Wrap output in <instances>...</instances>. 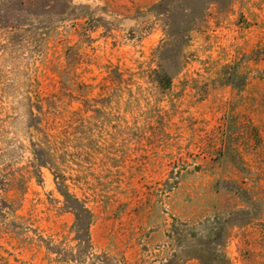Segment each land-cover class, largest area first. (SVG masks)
I'll use <instances>...</instances> for the list:
<instances>
[{
	"label": "rangeland",
	"instance_id": "374dc122",
	"mask_svg": "<svg viewBox=\"0 0 264 264\" xmlns=\"http://www.w3.org/2000/svg\"><path fill=\"white\" fill-rule=\"evenodd\" d=\"M9 7L0 264H264V0Z\"/></svg>",
	"mask_w": 264,
	"mask_h": 264
},
{
	"label": "trees",
	"instance_id": "16d2710c",
	"mask_svg": "<svg viewBox=\"0 0 264 264\" xmlns=\"http://www.w3.org/2000/svg\"><path fill=\"white\" fill-rule=\"evenodd\" d=\"M1 1H3V7H4L5 12L11 13V11H13V8L12 7L10 8L9 6L12 4L13 0H1ZM10 20L11 18L8 19L9 22ZM85 213L89 215V212L87 210L85 211ZM202 263L206 264L204 261Z\"/></svg>",
	"mask_w": 264,
	"mask_h": 264
}]
</instances>
